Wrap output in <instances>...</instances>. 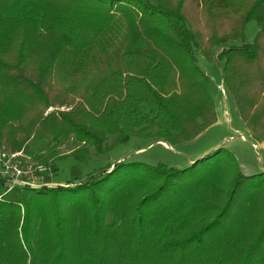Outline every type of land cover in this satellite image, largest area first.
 <instances>
[{
    "label": "trees",
    "instance_id": "trees-1",
    "mask_svg": "<svg viewBox=\"0 0 264 264\" xmlns=\"http://www.w3.org/2000/svg\"><path fill=\"white\" fill-rule=\"evenodd\" d=\"M250 20L253 40L233 44ZM215 48L262 141L264 0H0V148L45 162L68 140L79 159L134 135L186 143L216 123L198 65ZM190 162L119 161L51 187L0 178V264H264V170L223 146Z\"/></svg>",
    "mask_w": 264,
    "mask_h": 264
},
{
    "label": "rangeland",
    "instance_id": "rangeland-1",
    "mask_svg": "<svg viewBox=\"0 0 264 264\" xmlns=\"http://www.w3.org/2000/svg\"><path fill=\"white\" fill-rule=\"evenodd\" d=\"M257 28L255 20L248 21L244 27L243 36L234 38L231 42L236 45L244 41L251 42ZM214 51L213 59L198 55V65L210 78L209 89L217 119L214 125L197 137L186 143L169 146L160 141L146 140L134 135L100 155L93 154L92 148L88 147L89 155L84 159L75 158L70 154L85 144L68 140L52 144L57 158H49L45 162L30 160L47 164L50 167L51 181L64 183L67 180H84L88 175L102 172L107 165H114L119 161H136L150 165L162 162L167 166L182 168L188 166L191 159L200 160L215 148L223 146L231 151L244 173L251 175L263 171L264 139L253 140L249 129L240 119L234 98L222 79L223 61L217 57L220 49L215 48Z\"/></svg>",
    "mask_w": 264,
    "mask_h": 264
},
{
    "label": "built area",
    "instance_id": "built-area-1",
    "mask_svg": "<svg viewBox=\"0 0 264 264\" xmlns=\"http://www.w3.org/2000/svg\"><path fill=\"white\" fill-rule=\"evenodd\" d=\"M0 178L5 186L51 187L56 185L50 179L47 164L30 160L21 151L6 152L0 148Z\"/></svg>",
    "mask_w": 264,
    "mask_h": 264
},
{
    "label": "water",
    "instance_id": "water-1",
    "mask_svg": "<svg viewBox=\"0 0 264 264\" xmlns=\"http://www.w3.org/2000/svg\"><path fill=\"white\" fill-rule=\"evenodd\" d=\"M160 142H162V141H160ZM164 143V142H163Z\"/></svg>",
    "mask_w": 264,
    "mask_h": 264
},
{
    "label": "crops",
    "instance_id": "crops-1",
    "mask_svg": "<svg viewBox=\"0 0 264 264\" xmlns=\"http://www.w3.org/2000/svg\"><path fill=\"white\" fill-rule=\"evenodd\" d=\"M166 145V144H165Z\"/></svg>",
    "mask_w": 264,
    "mask_h": 264
}]
</instances>
